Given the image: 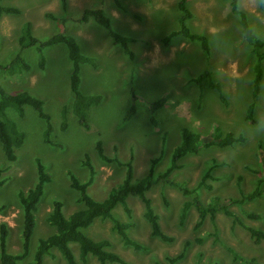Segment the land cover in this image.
<instances>
[{
    "label": "rangeland",
    "instance_id": "obj_1",
    "mask_svg": "<svg viewBox=\"0 0 264 264\" xmlns=\"http://www.w3.org/2000/svg\"><path fill=\"white\" fill-rule=\"evenodd\" d=\"M118 1L120 7L115 0L0 1L2 6L20 9L18 14L0 17V85L7 93L25 91L40 99L52 125L47 141V123L32 105L18 108L6 102L4 114L0 113L1 118L13 122L25 134L23 143L15 149V160L10 162L0 142V223L8 226L7 251L21 252L18 193L27 192L36 184V159L44 164L50 181L44 185L36 206L29 253L23 263L32 261L40 240L55 232L47 221L54 201L62 203L65 217L83 207L77 201L80 193L71 181L72 177L79 182L88 179L86 160L94 167V179L87 192L103 201L123 181L128 162L133 180L144 177L155 159V176L164 173L174 148L181 143V130L187 128L206 138H224L232 133L244 140L227 146L199 147L197 152L182 157L181 167L168 174L167 181H154L147 196L159 215L161 227L174 237L171 242L150 234L143 204L133 195L127 197L130 214L121 205L112 211L113 218L130 224L126 234L133 243H126L113 229L112 219L97 218L83 231L95 240L108 239L107 249L123 260L104 264H264V242L255 243L244 228L233 226L232 217L222 210L217 211L214 221L208 215L198 228V212L193 206L181 220L182 204L191 196L184 195L174 184L195 190L204 203L212 197H217L218 203L241 197L257 185L264 188V61L260 99L249 120L245 115L252 101L257 58L242 34L238 16L230 11V0L186 2L192 12L186 25L192 32L207 37L208 51L198 41L182 36L173 37L168 44L162 41L179 27V0ZM96 7L103 8L114 31L132 38L129 45L133 55L114 44L108 30L92 18L78 21L86 8ZM247 17L249 25H259L258 30L252 28L253 33L264 39V8ZM28 23L30 34L38 42L57 33L69 34L83 54L95 58V66L82 62L79 71V91L100 96L99 104L89 108L88 129L79 124L73 112V65L66 45L58 43L39 49L37 43L21 47L18 38ZM17 55L28 63V69L13 71L2 67ZM201 75L200 84L192 80ZM211 82L216 87L210 86ZM160 99H164L161 106L151 104ZM98 140L111 161L99 157ZM228 208L264 231V194ZM249 211L258 213L260 218L249 219ZM70 247L80 264H101L91 254L82 260L78 244L70 243ZM43 264L67 263L52 248Z\"/></svg>",
    "mask_w": 264,
    "mask_h": 264
},
{
    "label": "trees",
    "instance_id": "obj_2",
    "mask_svg": "<svg viewBox=\"0 0 264 264\" xmlns=\"http://www.w3.org/2000/svg\"><path fill=\"white\" fill-rule=\"evenodd\" d=\"M1 1V0H0ZM116 4L120 7L118 0H115ZM187 0H179L178 8L181 12L179 18V27L170 31L166 34L162 41L165 44L175 36H182L189 41H198L201 44L203 50H209V42L205 35L192 32L186 25L187 20L192 17V12L187 6ZM236 0H230V11L237 15L239 18V23L241 26L242 34L246 42L250 45L251 51L257 58V62L254 65L255 75L252 87V101L249 103L246 110L245 117L252 120V114L255 104L260 99V82L262 80L263 71L261 68V61H264V52L262 48L264 47V39L258 38L252 29L249 31V22L247 14L241 15L235 10ZM20 9L15 6H2L0 5V17L2 14H18ZM92 18L96 23L102 25L108 30L113 43L120 45L124 53L133 55L132 49L129 42L132 41L131 37L123 36L120 33L114 31L111 27L110 19L105 14L103 8H86L81 17L78 18L80 22H87ZM18 42L21 47L27 45L37 44L38 47L44 48L45 46L64 43L68 49V55L72 61V72L70 74V88L74 93L73 100V112L78 118V122L85 128H89L88 122V111L89 108L99 104V95H86L79 91V71L80 64L82 62L89 63L91 65L95 64V58L90 55H85L81 52L80 46L78 45L75 38L69 34L57 33L52 35L46 41L38 42L37 39L32 37L30 34V24L28 23L24 28L23 34L18 38ZM40 65H43V58L41 56ZM3 68H8L13 71H21L28 69V63L20 56L14 57L7 65H3ZM204 75L195 77L192 80L200 84L201 78ZM210 86L216 87V84L210 83ZM0 113L4 114V106L6 102H11L15 104L18 108H21L23 104L32 105L37 111L38 115L42 117L46 123L45 129V139L49 141V134L52 131V125L50 123V116L43 109V103L40 99L34 97L29 92H19V93H7L0 85ZM164 99H160L151 104H156L161 106ZM134 109V107H133ZM21 112V111H20ZM65 126V121L63 120V127ZM24 132L19 130L15 124L7 120L4 116L0 117V142L2 144L3 152L7 160L13 161L16 158L15 149L19 147L24 140ZM181 143L177 145L171 155V161L166 171L162 174L155 176V163L157 159L152 160L148 173L137 180H133V170L130 162L126 163V172L123 181L114 187L107 198L103 201H97L92 198L88 192V186L93 182L94 179V167L89 160L84 162L88 166L90 172L89 177L84 182H79L76 178L72 177L71 186L79 191L80 195L77 198L79 203L83 204L82 208H79L72 212L69 216L65 217L62 211V203L59 201H54L53 208L49 215L47 216V221L51 226L55 227V232L45 239H41L37 247L34 259L32 261L23 263L21 262L28 256L30 238L33 233L35 225V212L36 206L39 199L43 193L44 185L50 181V175L45 170V166L42 161L38 158L36 159L37 170H38V180L36 184L30 188L27 192L20 191L18 193V199L20 202L21 213H22V228H21V252L12 254L7 251V235L8 226L6 223H0V264H43L44 257L50 253L52 248H56L67 264H80L70 247V243H76L79 247V256L82 260H86L87 255L91 254L97 258V260L104 264L106 262H123L122 258L113 251L108 250L110 242L108 239L95 240L88 236L83 229L91 225V223L99 219H112L113 229L116 230L124 239L126 243H133L127 236L126 230L130 226L129 223H122L117 219L113 218L112 211L117 205H121L127 214L131 213L127 197L129 195L137 196L143 204V216L150 226V234L155 236L162 241L171 242L174 237L169 235L163 230L159 221V215L154 211L151 199L147 196V191L152 187L154 181L162 179L167 181L166 177L175 169L181 167L180 160L182 157L188 153L197 152L199 147H209L213 144L218 146H227L244 140L242 136H235L232 133H227L224 138H206L205 136L198 135L190 131L187 128L181 130ZM96 150L99 157L104 161H111V158L107 156L104 151L103 143L98 140L96 142ZM3 169H0V186L3 183L1 179ZM208 173L206 174V176ZM204 183V179L202 180ZM261 182V180H259ZM184 195L191 196V199L185 200L182 204L180 218L183 220L188 212V210L193 206L198 212V220L195 227L201 226L209 215L211 221L216 218V213L218 210H222L227 216L232 217V223L240 225L244 228L254 240L255 243L264 242V231L257 229L253 226L251 222L242 217L241 215L231 211L228 206L231 204H243L246 201H252L264 194V188L257 185L251 192L242 194L241 197H229L221 202H217V197H212L207 203H204L199 199L198 195L195 194V190L189 189L183 184L174 183ZM249 219H258L260 215L258 213L249 211L246 212Z\"/></svg>",
    "mask_w": 264,
    "mask_h": 264
},
{
    "label": "clouds",
    "instance_id": "obj_3",
    "mask_svg": "<svg viewBox=\"0 0 264 264\" xmlns=\"http://www.w3.org/2000/svg\"><path fill=\"white\" fill-rule=\"evenodd\" d=\"M264 8V0H236L235 10L241 15L247 13L248 15H253L257 10ZM264 23V21H262ZM255 27L259 28V25L252 24L249 27V31Z\"/></svg>",
    "mask_w": 264,
    "mask_h": 264
}]
</instances>
